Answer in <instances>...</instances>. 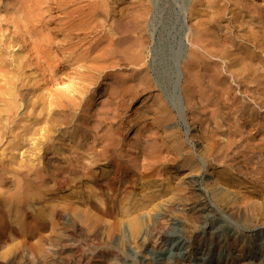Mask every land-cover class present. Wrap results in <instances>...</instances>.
I'll use <instances>...</instances> for the list:
<instances>
[{
    "label": "bare ground",
    "instance_id": "bare-ground-1",
    "mask_svg": "<svg viewBox=\"0 0 264 264\" xmlns=\"http://www.w3.org/2000/svg\"><path fill=\"white\" fill-rule=\"evenodd\" d=\"M191 2L189 15L197 20L191 23L195 32L191 42L196 47L184 61L186 71L194 73L186 80L185 95L192 124L200 126L208 142L196 151L197 156L185 148L181 128H170V122L176 119L174 112L180 118L183 115L177 65L183 56L173 57L169 67L164 60L156 62L155 72L152 66L134 69L132 73L123 68L132 60L135 66L145 64L144 52L150 44L146 15L151 10H132L127 20L131 30L128 26V32H123L124 14L110 10L107 0H0V9L5 12L1 15L7 18L4 23L16 37L12 43L5 41L10 55L0 50V239L7 231L23 238L46 228L55 233V221L47 223L46 215H42L45 210L72 209L78 214L74 196L90 204L94 192L83 190L72 192V196L63 199L68 204L60 206L54 190L68 181L79 183V187L97 183L102 190L106 186L110 189L115 175L121 183L126 173H134L144 194L139 197L140 203H133L121 214L135 213L129 223L137 231L138 212L155 200L163 202L173 186L167 176L160 183L154 179L162 170H155L159 161L164 164L178 160L177 168L181 170L199 166L191 170L199 174L203 158H211L215 164L222 159L228 169L237 157L264 166V114L260 112L264 108V0ZM111 17L116 19L115 26L105 28L104 23ZM215 24L217 46L227 45L217 66L206 57L210 54L208 46L199 45L216 35L212 31ZM204 26L207 30L201 29ZM133 33L136 36L132 40ZM14 45L16 51L12 50ZM132 46L134 57H128L126 52ZM225 59H229V64ZM202 76L213 83L204 94L199 88ZM224 78L236 85L232 89L235 92L222 88ZM155 80L159 82L156 84ZM141 85L139 91L137 87ZM213 85H217V90ZM146 95L144 111L139 110L134 116L137 111L131 104ZM205 100L217 105V109L205 111L201 106ZM127 126L136 128L132 141L125 136ZM158 128L169 132L163 136ZM216 137L222 140L220 146L215 143ZM103 174H108L104 180L99 177ZM261 181L262 174L256 182ZM189 183V188L199 192L196 180ZM231 194L222 192L218 202L235 205L231 214L241 218L246 214L240 209L241 200L229 199ZM197 198L193 213L203 218L212 209L206 197ZM158 204H153L149 211ZM263 205L254 210L255 216L264 217ZM11 250L10 246L6 253ZM180 264L190 263L182 260ZM204 264L221 261L208 259Z\"/></svg>",
    "mask_w": 264,
    "mask_h": 264
},
{
    "label": "rangeland",
    "instance_id": "rangeland-1",
    "mask_svg": "<svg viewBox=\"0 0 264 264\" xmlns=\"http://www.w3.org/2000/svg\"><path fill=\"white\" fill-rule=\"evenodd\" d=\"M191 1L194 0H107V6L110 10L123 12L124 18L121 22L123 32H128L126 29L130 23L127 20L130 19L132 10L140 11L145 8L146 11L151 10L150 15H146L148 16L146 22L148 21L147 33L150 36V44L147 45L149 49L147 48L144 52L145 64L140 67L139 65L135 66L132 63L133 60L130 61V65L126 63L129 67L124 65L123 68L128 73H132L131 71L134 69L138 70L149 66H152L153 72H155L157 65L161 62L165 61L169 67L175 56H183V59L177 63L181 75L179 83L181 84V112L183 115L180 118L174 112L177 120L170 122V128L171 130H176V126L181 128V140H183L185 148L192 150L191 152L197 156L196 151L206 147L208 142L204 140L200 126L197 123V125L192 124L185 95L186 80L194 73L186 71L184 61L187 59L189 51L196 47V44L192 46L193 42H191L195 33L193 24L197 22V20H192L189 15V7L193 3ZM0 12H2L0 13V50L2 54L8 56L10 55L7 47L8 42L5 41L10 40L12 43L16 37L12 36L13 30L4 23L7 18L2 17L5 13L3 9H0ZM115 20L114 17L107 19V22L104 23L105 28L114 27ZM101 22L103 21L99 19L98 23L101 24ZM213 26L212 31L214 30L216 35L210 38L214 40V43L209 38L205 42H200L199 45L208 46L207 49L210 50L211 57L210 54L206 57L217 66V62L221 63L225 56L222 51L227 49V45L217 46V24ZM130 28L131 26L128 29L131 30ZM201 29L207 30L205 26ZM181 35L183 36L181 37ZM131 36L133 40L136 35L133 33ZM129 41L128 43H130ZM12 50L16 51L17 45H14ZM133 51L134 47L132 46L126 55L133 56ZM232 55H234V51H232ZM228 60L224 61L229 64ZM158 61L160 62L158 63ZM132 64L134 68H132ZM209 80L210 78L206 76H202L199 80V85H201L199 88H202L203 94L206 93V90H210L209 85L213 84ZM224 81L222 88L235 92L232 89H235L236 85L232 83L231 79L226 78ZM141 88L142 85L137 87L139 91L142 90ZM214 88L217 90V85ZM154 92L157 94L156 88ZM147 96L141 97L131 104L137 111L134 116L139 110L144 111V104L148 100L144 98ZM203 102H201V106L208 113L211 112V108H214L213 111L217 109V105L209 104L210 101ZM260 112L264 114V108L260 109ZM134 116L131 117L134 118ZM125 130H127L125 136L129 141H132L136 128L127 126ZM158 130L163 136H165L164 132H169L161 128ZM215 143L217 146L222 144L220 137L215 138ZM163 155L165 154L163 153ZM240 160L241 162H239ZM200 161L202 164L200 174L191 171L192 169L197 170L200 168L199 166L191 169L186 167L181 170L177 168L178 160L164 164L159 161L155 170H162L155 174L154 179L160 183L167 176L173 186L171 185V190L164 197L163 202L159 200L153 202V204L159 203L156 208L149 211L152 204L138 212L140 213V228L137 231L129 223L135 213L132 215L131 212L121 214L133 203H140L139 197L144 194L134 173H126L121 183L115 175L116 177L114 176L110 183L111 186H108L111 190L105 185L108 191L104 187L102 190L98 189L97 183L79 187V183L74 185L68 181L66 184L56 186L54 197L59 199L57 201L60 202V206L68 204V201H63V199L72 196V192L86 190L94 192V195L90 204L82 202L75 196L72 198L75 201L74 205L78 214L71 212L72 209L65 211L58 209L54 212H50V209L41 210V213L44 211L42 215H46L47 223L50 220L55 221V233L46 228L38 233L27 234L23 238L21 234H12L7 231L6 235L0 239V264H5L7 261H11V264H180L182 260L188 261L190 264H204L208 259L220 260L221 264H264V217L255 216L254 213V210L261 209L264 204V181L259 184L256 182L261 174L264 175V166L247 163L243 157H237L231 169L225 166L222 159L218 164L211 162V158H203ZM99 177L104 180L108 174L99 175ZM110 177H113L112 173ZM193 180L199 184V192L189 188V182ZM177 185L180 188H175ZM212 186L214 189L211 188ZM225 191L232 193L229 199L238 200L239 198L241 200V202L238 200L241 203L240 209L242 214L246 213L241 218L231 214V210L236 208L235 205L218 202L217 198ZM198 196L206 197L212 209L211 212L206 211L203 218H198L193 213ZM115 198L116 200L113 202L112 199ZM37 207L35 206L36 211L39 210ZM244 208L248 209V212ZM142 211L143 213H141ZM38 244L40 247H37ZM10 246L13 250L7 254L6 250Z\"/></svg>",
    "mask_w": 264,
    "mask_h": 264
},
{
    "label": "water",
    "instance_id": "water-1",
    "mask_svg": "<svg viewBox=\"0 0 264 264\" xmlns=\"http://www.w3.org/2000/svg\"><path fill=\"white\" fill-rule=\"evenodd\" d=\"M178 79H179V78H178ZM178 81H180V79H179Z\"/></svg>",
    "mask_w": 264,
    "mask_h": 264
}]
</instances>
